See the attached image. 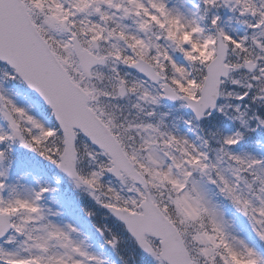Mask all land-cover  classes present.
Segmentation results:
<instances>
[{
  "label": "snow or ice",
  "instance_id": "1",
  "mask_svg": "<svg viewBox=\"0 0 264 264\" xmlns=\"http://www.w3.org/2000/svg\"><path fill=\"white\" fill-rule=\"evenodd\" d=\"M0 264H264V0H0Z\"/></svg>",
  "mask_w": 264,
  "mask_h": 264
}]
</instances>
